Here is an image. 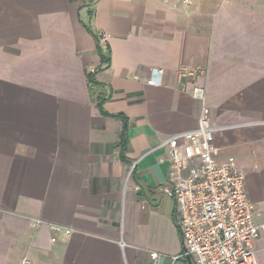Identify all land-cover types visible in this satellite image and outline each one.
Returning <instances> with one entry per match:
<instances>
[{
  "label": "crops",
  "instance_id": "crops-1",
  "mask_svg": "<svg viewBox=\"0 0 264 264\" xmlns=\"http://www.w3.org/2000/svg\"><path fill=\"white\" fill-rule=\"evenodd\" d=\"M194 82L264 223V0H0V264H188L161 142L197 128Z\"/></svg>",
  "mask_w": 264,
  "mask_h": 264
},
{
  "label": "built area",
  "instance_id": "built-area-1",
  "mask_svg": "<svg viewBox=\"0 0 264 264\" xmlns=\"http://www.w3.org/2000/svg\"><path fill=\"white\" fill-rule=\"evenodd\" d=\"M100 38L106 41L108 35ZM164 72L153 69L147 83L161 85ZM196 75L186 66L180 69L183 86ZM192 94L200 103L197 128L171 134L161 142L169 154V181L183 242L180 256H190L196 264H257L255 243L264 231V223L254 220L245 176L235 159H217L219 149L214 144L215 127L206 104V87L194 82ZM35 222L43 223L40 219ZM48 226L53 242L59 240V235L66 238L73 232L58 224ZM150 255L154 261L161 257L156 251Z\"/></svg>",
  "mask_w": 264,
  "mask_h": 264
},
{
  "label": "trees",
  "instance_id": "trees-1",
  "mask_svg": "<svg viewBox=\"0 0 264 264\" xmlns=\"http://www.w3.org/2000/svg\"><path fill=\"white\" fill-rule=\"evenodd\" d=\"M89 29V28H88ZM91 31V30H90ZM94 36L97 40V50L101 56V60L102 62H109L110 58L109 56H107L104 52H103V49L101 48V45L99 43V38L98 36L94 33ZM89 80L90 82L92 83H96L95 79L93 78V76H89ZM104 100L103 98L100 97V95L97 97V105L100 109V111H102L103 113H106L104 108H103V103H104ZM111 116H116V117H122L121 114H110ZM128 134H127V128L124 127V129L121 131L120 133V139H119V143L118 145L121 147L122 150H125L127 148V143H128Z\"/></svg>",
  "mask_w": 264,
  "mask_h": 264
},
{
  "label": "water",
  "instance_id": "water-1",
  "mask_svg": "<svg viewBox=\"0 0 264 264\" xmlns=\"http://www.w3.org/2000/svg\"><path fill=\"white\" fill-rule=\"evenodd\" d=\"M187 259H188V264H193L192 258L190 256H188Z\"/></svg>",
  "mask_w": 264,
  "mask_h": 264
}]
</instances>
